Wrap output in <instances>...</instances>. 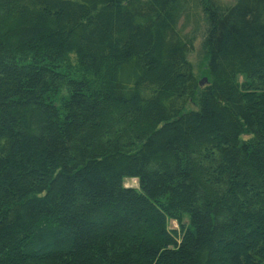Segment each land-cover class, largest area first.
Listing matches in <instances>:
<instances>
[{"label": "trees", "instance_id": "obj_1", "mask_svg": "<svg viewBox=\"0 0 264 264\" xmlns=\"http://www.w3.org/2000/svg\"><path fill=\"white\" fill-rule=\"evenodd\" d=\"M0 264H264V0H0Z\"/></svg>", "mask_w": 264, "mask_h": 264}, {"label": "rangeland", "instance_id": "obj_2", "mask_svg": "<svg viewBox=\"0 0 264 264\" xmlns=\"http://www.w3.org/2000/svg\"><path fill=\"white\" fill-rule=\"evenodd\" d=\"M225 3L231 4L233 3L234 0H223ZM191 27H188L186 29V31H189ZM201 30V29H199ZM201 31L199 32V34L196 37V40L194 41L193 44V50L189 56V60L191 62V64L194 67L195 70V74L197 76L198 79V83H202L201 86H203L206 82H204V80L206 79L205 76V56L204 53L202 51L201 48ZM138 184L136 182V180H124V187L127 188H137ZM171 228H176V224L175 223H171L170 224Z\"/></svg>", "mask_w": 264, "mask_h": 264}, {"label": "water", "instance_id": "obj_3", "mask_svg": "<svg viewBox=\"0 0 264 264\" xmlns=\"http://www.w3.org/2000/svg\"><path fill=\"white\" fill-rule=\"evenodd\" d=\"M204 82H206V80H204ZM202 83H200V85H201Z\"/></svg>", "mask_w": 264, "mask_h": 264}]
</instances>
